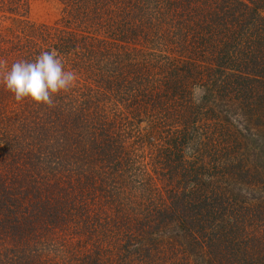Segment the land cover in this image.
<instances>
[{
  "label": "rangeland",
  "instance_id": "rangeland-1",
  "mask_svg": "<svg viewBox=\"0 0 264 264\" xmlns=\"http://www.w3.org/2000/svg\"><path fill=\"white\" fill-rule=\"evenodd\" d=\"M120 1L123 2L124 7H119L118 10L117 5L109 0H0V60L6 62V68H10L17 61L33 62L41 52L54 49L64 69L76 73L73 86L53 97V106L38 105L28 100L17 103L14 95L0 83V198L3 195L14 199L12 195L15 193V188L8 185L11 176L7 175H11L12 166H14L13 169L23 167L22 161L29 158H25L27 150L41 156L45 153L42 150L44 147L52 146V150L50 148L52 155L48 157V160L56 168H59V164L64 160L66 162L70 160L67 158V154L70 155V145L67 140L71 139L69 136L71 132L77 134V138L80 135L75 154L77 157L83 156L81 169L85 171L82 174L86 176L95 169L98 173L94 176L95 179L103 181L101 180L104 178L101 167L103 166L102 157L93 154L96 142L92 141L93 146L89 144L88 147L91 135L98 134V131L104 128L103 125L108 124V119H113L115 114L121 111L123 106L119 98L125 86L120 81L128 79V71L138 72L137 68H148V71L155 76L157 66H160L167 70V74L161 78V82L165 83L163 86L165 89L162 88L164 95L158 101L150 99L145 106L143 104L145 117L154 120L151 125V138L148 142H144V149L141 148L140 151H134L137 149L134 143L137 135L123 141L116 140L113 145L117 147V151L119 148V152L126 151L129 152L128 155L130 153L135 155L132 157L133 160L126 161V164L122 163L120 166L130 167L134 160L137 161L145 185L151 191L149 180L151 181L152 178L158 182L167 180L168 172L161 167L160 161H162L163 152L168 151L171 145L170 139L175 134L184 132L187 134L188 143L184 145L182 153L180 152V160L188 162L191 166L192 164L198 166L200 163L206 166L214 165L211 197H215L214 202H217V208L220 204L224 205L225 214L221 216L226 220V227L218 226L219 229H225V233L217 238L219 240L216 243L227 244V241L233 237L234 225H252L250 230L264 235V93H261V90H264V77H262V84L256 82L246 84L245 87L251 95V98L247 99V110L242 106L244 102L241 95H245L243 84L240 86L232 78H226L227 75H236L241 72L240 68L247 62L251 49H242L245 52L249 51L246 56L243 52L242 57L232 49V46L218 44L215 54H212L213 57L203 59L197 55L199 64L195 66L204 67L207 71L211 70L210 76L198 73L195 75L196 78L189 76L185 79L180 71L175 79L180 84H187V95L180 99L169 82L173 79L170 70L186 66L189 68L190 61H194L191 53L188 52L190 50L184 47L180 49L177 42L172 40L173 38L169 40V36H163L158 27L167 31L169 28L166 27L167 24L159 23L152 12L136 13L135 19L125 16L124 19L131 21V27L138 28H134L136 33L131 38L119 35L117 28L114 27L116 22L117 26H120L118 12L120 13L122 9L133 12L129 4L136 0ZM260 3L264 4V0H260ZM258 8L260 15L264 18V5H259ZM95 11L99 16L95 14ZM93 14L97 17L101 16V21L98 22ZM97 22L98 25H96ZM199 34L203 33L195 35ZM154 36H161L163 39L160 42L156 40L149 43ZM60 37L62 42L59 41ZM72 43H75L76 49L66 47V44ZM55 44L57 47L54 46ZM82 45L84 51L80 50ZM84 46H86L85 49ZM147 51L151 53L147 54ZM144 56L147 57V61ZM246 67L250 69L249 65ZM158 76L160 77L159 74L156 75ZM196 86H199V90H196ZM255 99L261 104V108L256 112ZM25 106H29V109L33 108L34 113L31 111L26 113ZM135 106L137 109V105ZM95 109L98 111L96 114ZM72 111L73 114H71ZM136 113L129 119L132 123L124 125L125 131L128 132L134 128L138 133L147 128L145 120L139 123L140 116ZM27 121L29 123H26ZM59 121L63 124H58ZM54 124L60 125L58 131L66 133V141L62 138L58 139V136L56 139L55 137L51 139L49 129ZM37 127L40 132L34 135L33 130L37 131L38 129H35ZM84 129L88 130L87 134H83L87 132ZM111 131L107 135L112 137L114 134ZM115 132L118 133V128ZM31 135L35 137L34 140ZM87 147L89 150H86ZM150 151L151 159L154 161L145 157ZM62 155L66 156L63 158ZM139 160L142 161L138 164ZM68 171V177L74 181L76 173L70 169ZM111 174L112 172H110V178L115 179V175ZM117 175L120 180L124 179L121 169L117 170ZM63 179L66 177L64 176ZM125 183L126 192L124 193L132 192L134 194L132 199H136L137 202L139 190L143 196L151 194L131 186L128 182ZM100 187L112 193L104 182ZM36 195L37 193L19 195L24 198L20 199L18 208H23L25 204L31 202L38 203L44 198L42 191L37 198ZM6 202L3 201L4 204ZM115 204L116 202H113L112 206H108L112 217H115L117 213ZM138 208H141L140 204ZM135 224L133 219L127 221L128 232H125L127 230L124 227L116 229L114 225L104 228L107 232L106 240L103 243L98 241L101 245L99 248L101 264H145L144 259L136 254L126 257L121 249L114 250V244L121 246L124 243L125 234L133 235L132 228L138 226ZM161 226L162 233L168 242L171 241L170 243L174 244L173 250L169 253L163 247L162 253L165 254L163 264H220L219 258L217 256L213 258L203 242L199 247L200 237L191 238L190 235V237L186 235L184 225ZM36 227L34 226L36 230H41ZM207 227L210 226L207 225ZM212 231V234L209 230L203 233L216 240L214 229ZM40 232L42 233V230ZM79 232L80 235L74 233V236L60 247L59 243L62 240L59 238L63 235L60 231L55 232L56 240L59 241L58 245H45L42 257H49L51 264L56 261H59V264H75L73 260L76 258L74 259L71 253L76 250L77 253L82 254L77 255L78 259L89 253L91 249L90 242L82 236L85 233V225L79 227ZM16 244L18 247L22 246L24 254L25 247L28 253H34L36 252L34 249L40 248V245L30 248L22 242L21 238L16 240ZM1 250H4V246L0 248L2 262ZM221 251L223 254L226 253V249ZM4 253L5 250L3 255Z\"/></svg>",
  "mask_w": 264,
  "mask_h": 264
},
{
  "label": "trees",
  "instance_id": "trees-1",
  "mask_svg": "<svg viewBox=\"0 0 264 264\" xmlns=\"http://www.w3.org/2000/svg\"><path fill=\"white\" fill-rule=\"evenodd\" d=\"M109 1L117 5L118 10L119 7H124L123 2L120 0ZM259 5L264 4L260 3V0H136L131 5L129 4L134 13L122 9L120 13L118 12L120 26H117L116 22L114 27L117 28L119 35L122 34L121 36L125 35L127 38L135 36L136 31L134 28L138 27H131V21L124 19V17L130 16V18L135 19L136 13L141 12H152L159 23L167 24L166 27L169 28V31L161 27H158V30L162 32L163 36H169V40L173 38L172 40L177 42L180 49L184 47L190 50L188 52L191 53V58L194 60L193 62L190 61V69L186 66L178 67L177 70L173 68L170 70L173 79L169 82L180 99L187 95V84H180L175 79L180 73L185 79L189 76L196 78L195 75L198 73L210 76L211 70L207 71L204 67L195 66L199 64L198 56L203 59H207L209 56L213 57L212 54H215L216 45L218 44L232 46V49L236 50L242 57L244 53L246 56L249 52L242 51V49H251L247 62L243 63V67L240 68L241 72L226 77L228 79L232 78L240 86L243 84L246 96L241 95L244 102L242 106L246 109L247 99L251 98L250 92L245 87L246 84L252 82L262 84V77H264V18L259 13ZM95 14H97L96 11ZM94 16L96 15L93 14ZM95 19L99 22L101 16H96ZM98 22L96 25H98ZM197 33L203 34L195 35ZM217 36L220 38L217 39ZM160 37L154 36V39L149 40V43L156 40L160 42L163 39ZM59 41L62 42V37L59 38ZM83 45L80 50H83ZM54 46L57 47L56 44ZM66 47L76 49L75 43L66 44ZM85 48L86 46H84ZM150 53V51H147V54ZM144 58L147 61V57L144 56ZM246 65H249L250 69ZM159 67L157 66L156 75L159 74L160 77L152 75L148 68L139 69L136 67L138 72L128 71V79L122 78L123 81H120L125 86V92L123 91L119 98V102L123 106L121 111L117 112L113 119H108V124H104V128L98 131V134L91 135L88 147L89 144L93 146L92 141L96 142L93 154L102 157L103 166L101 167L104 178H101V180L103 181L95 179L94 176L98 175L95 169L91 170L86 176L82 174L85 171V169H81L84 161L83 156L77 157V154H75V149H78L77 141L80 135L77 138V134L74 132L70 133L71 139L67 140L70 145V155L67 154L68 152L66 154L70 160L61 162L59 168H56L48 160V157L52 155V146L44 147L42 150L45 153H42L41 156L27 150L25 158H29L22 161L23 167L13 169L14 166H12L11 170L13 171L11 175L8 174L7 176H11L8 185L15 188V193L12 195L14 199L3 195L0 198V248L4 246L5 250L4 255V250H1L2 262L0 261V264H51L49 257L45 255V258L42 257V251L45 252L43 250L45 245H58L59 241L56 240V236L60 231L63 237L59 238V240H62L59 247L62 246L66 241H69L71 236H74V233L80 235L79 227L83 225H85V233L83 232L84 235L82 236L90 242L91 249H89V253L78 259L77 255L82 254L77 253L75 250L71 253L74 255V259L76 258L73 261H75V264H101L99 258L101 245L99 242L103 243L106 240L105 233L107 232L104 228L108 225H114L116 229L124 227L127 230L125 232H128L127 221L131 219L138 226L132 228L133 235L125 234V241L121 246L114 244V250L121 249L126 257L127 255L136 254L139 258L144 259L145 264H163L162 260L165 256L162 253L163 247L165 251L168 250L167 253L173 250L174 244L170 243L171 241L168 242L162 233L161 225L168 224L179 225V227L184 225V232L186 231L187 236L190 235L191 238L194 236L200 237L199 247L203 242L207 247L206 250L209 249L210 255L213 258L216 256L219 258L220 264H264V235L255 232V230H250L252 225H234L233 237L227 241V244L216 243L219 240L217 238L225 233V229H219L218 226L224 225L226 227V220L221 216V214H225L224 205L219 202L220 205L217 208V202H214L215 197H211L212 186L214 185L212 181L214 165L206 166L200 163L198 166L194 164L191 166L188 162L180 160V152L183 150L184 145L188 143L187 134L178 131L179 133L170 139L171 145L168 151L165 150L162 156L160 155L162 157L161 167L168 172L167 180L164 182H158L154 178L151 181L149 180L151 191L145 185L137 161L134 160L130 167L127 165L120 166L122 163L126 164V161L133 160L132 157L135 155L131 153L128 155L129 152L126 151L119 152V148L117 151V147L113 145L116 140L123 141L137 135L134 138L137 149H134V151H140L141 148L144 149V142H148L151 138V125L154 120L145 117L143 104L145 106V103L150 99L158 101L164 95L162 88L165 83L161 82V78H164L163 76L167 74V70L162 67L159 69ZM236 68L238 70V66ZM249 72H251V76ZM261 93H264V90H261ZM255 104L256 112L257 109L261 108V104L256 99ZM135 105H137L138 111ZM25 107L26 113H29V111L34 113L33 108ZM73 111L71 114H73ZM97 112V109H95V114ZM134 113H139V123L141 120L146 121H144L147 124L145 131L137 133L134 128L128 132L125 131L124 125L132 123L129 119L133 117L132 114ZM142 115L143 117H141ZM26 123H29V121ZM57 123L63 124L60 121ZM59 126L54 124L50 127L51 139L54 137L56 139V136H58V139L62 138L63 141H66V133L58 131ZM117 128L118 133L115 132ZM35 129L38 130H33L34 135L39 134V127ZM110 130L114 134L112 137L107 135ZM84 131L87 132L83 134L88 133V130L84 129ZM153 131L156 132L157 130ZM78 133L80 134V132ZM32 135L31 137L34 140L35 137ZM83 139L85 140V138ZM88 147L86 150H89ZM65 156L62 155L63 158ZM145 157L151 159V151ZM140 161L142 160H139L138 164ZM45 162L47 163L43 164ZM68 169L76 173L74 181L68 177ZM118 169H121L124 174L123 180L117 178ZM110 172H112V176L115 175V179L110 178ZM64 176L66 179H63ZM103 182L106 187L110 188L112 193L101 189L100 186ZM125 182L143 191L151 192L150 196H143L139 190L137 195L139 201L133 200L132 195L134 194L132 192L124 193L126 192ZM40 191L44 193L42 201L39 200L38 203L31 202L25 204L23 208H18L21 198L36 193L37 198ZM18 194L24 196L20 197ZM3 201L7 202L4 204ZM113 202H116L114 205L115 211H117L115 217H112L111 212L108 210V206H112ZM139 204L141 208H138ZM56 222H58L57 225H52ZM215 222H217V225H215ZM246 223L250 224L249 222ZM207 225L210 227H207ZM34 226L41 228L42 233L41 230H36ZM213 229L216 240L203 233L209 230L212 234ZM102 232H104V235ZM20 238L30 248L34 245H40V248L34 249L36 251L34 253H28L25 247L24 254L22 246L18 247L16 244V240ZM221 249H226V253L220 252ZM54 264H59V261Z\"/></svg>",
  "mask_w": 264,
  "mask_h": 264
},
{
  "label": "clouds",
  "instance_id": "clouds-1",
  "mask_svg": "<svg viewBox=\"0 0 264 264\" xmlns=\"http://www.w3.org/2000/svg\"><path fill=\"white\" fill-rule=\"evenodd\" d=\"M0 60V83L14 95L17 103L28 100L53 106V97L76 81V73L66 71L56 50L43 51L33 62L17 61L10 68ZM199 90V86H196Z\"/></svg>",
  "mask_w": 264,
  "mask_h": 264
}]
</instances>
